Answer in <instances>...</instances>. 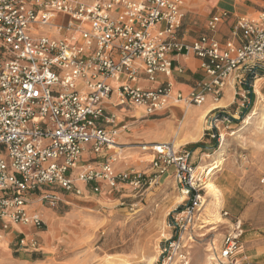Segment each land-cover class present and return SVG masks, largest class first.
Here are the masks:
<instances>
[{
    "label": "built area",
    "instance_id": "1",
    "mask_svg": "<svg viewBox=\"0 0 264 264\" xmlns=\"http://www.w3.org/2000/svg\"><path fill=\"white\" fill-rule=\"evenodd\" d=\"M182 8L183 0H0V243L10 226H46L28 210L33 200L55 207L65 194L84 196L85 188L92 194L103 186L138 191L173 168L182 208L171 213L174 235L162 254L166 263L187 258L200 227L209 168L196 165L188 148L155 142L140 145L152 156V177L117 170L118 157L108 151L127 124L113 126L115 115L105 103L115 93L117 106L154 115L171 97L184 106L200 105L208 97L220 99L231 80L254 85L264 76V11L236 15L223 42L211 33L229 13L213 14L207 32L188 41L179 34ZM176 55L198 58L205 74L187 94L174 93L168 79L184 72ZM246 93L236 92L244 100ZM88 153L101 159L80 164ZM232 225L218 245L210 241L211 260L219 264H230L242 251L240 221ZM17 246L42 250L37 238L26 235Z\"/></svg>",
    "mask_w": 264,
    "mask_h": 264
},
{
    "label": "rangeland",
    "instance_id": "2",
    "mask_svg": "<svg viewBox=\"0 0 264 264\" xmlns=\"http://www.w3.org/2000/svg\"><path fill=\"white\" fill-rule=\"evenodd\" d=\"M243 89L245 100L235 94L233 103L220 109L223 116H206L204 127L209 118L211 126L204 129L202 146L192 155L201 169L216 162L207 184H214L218 196L207 186L200 227L194 229L185 260L166 263L162 254L174 235L171 213L182 205L173 168H168L138 191L125 186L118 193L104 189L88 197L65 194L55 207L40 203L51 218L43 217L46 226L39 230L45 236L39 264H219L211 260L210 241L218 245L239 221L242 251L230 264H264V76L260 74L254 85L237 86V93ZM113 150L127 164L117 170L130 166L153 176L150 151L138 149L131 160L130 150Z\"/></svg>",
    "mask_w": 264,
    "mask_h": 264
},
{
    "label": "crops",
    "instance_id": "3",
    "mask_svg": "<svg viewBox=\"0 0 264 264\" xmlns=\"http://www.w3.org/2000/svg\"><path fill=\"white\" fill-rule=\"evenodd\" d=\"M182 9L184 15L188 16L184 18L179 34L188 41L207 32L206 22L211 15L227 11L229 18L222 20L217 30L211 33L216 40L223 42L230 37L234 17L236 15L251 17L257 15L258 12L264 11V0H183ZM174 59L176 63L184 68V72L175 74L168 79L173 83L174 93L187 94L199 80L205 78V74L200 68L199 59L192 55H176ZM159 79L163 80L165 77L160 75ZM140 84L154 86L156 82L142 80ZM237 86L234 80L229 81L220 99L223 102L221 106L216 105L217 102H213L210 97L203 104H192L189 106H184L174 101L171 97L167 106L154 115H147L142 108L136 106H117L116 95L112 93L105 103V110L108 114L113 113L115 115L113 126L118 127L123 123L127 124V128L118 133L117 146L114 149L130 150L132 160V155H136L139 152L138 149H140L141 144L168 141L178 142V148H188L193 155L200 148L193 149V145L200 143L204 129H208L207 124L204 127L206 116L215 110L231 105L237 92ZM126 144L130 145L123 146ZM112 152H115L118 157L115 162V168L124 166L126 163L121 161V155H118V152L114 150L108 151V153ZM100 159L88 153L83 155L80 164H95ZM131 160H129L130 165L134 164L130 162ZM139 161L143 160L139 159ZM129 169L130 166L123 170ZM104 189L110 191L106 186L102 187V191ZM85 191L86 194L82 197H88L92 194L86 188ZM112 192L118 193L119 191ZM40 203L37 200H33L28 204L27 208L29 211L38 212L42 218H49V211L42 207ZM3 223L4 221L0 220V230ZM22 235H26L28 238H37L40 246L41 241H45L43 231L27 225L10 226L8 230L4 231L3 240L0 243V264H39L40 257L38 252H27L18 248L17 242Z\"/></svg>",
    "mask_w": 264,
    "mask_h": 264
},
{
    "label": "bare ground",
    "instance_id": "4",
    "mask_svg": "<svg viewBox=\"0 0 264 264\" xmlns=\"http://www.w3.org/2000/svg\"><path fill=\"white\" fill-rule=\"evenodd\" d=\"M255 92H256V94H260V91H259V89L257 88V87H255ZM221 99V98H220ZM220 99H218L217 101H213V102H217L216 103V105H223V102L220 100ZM220 100V101H219ZM219 101V102H218ZM253 113H255V112H253ZM175 145H178V142H175ZM117 145H115V146H112L111 148H112V150L116 147ZM218 158V157H217ZM214 163H216V162H214ZM214 163H213V165L210 167V169L208 170V175L217 167L216 165H214ZM214 184H212V183H208L207 184V186H209L211 189H212V192H213V195L215 196V197H217L218 196V194L216 193V188L213 186ZM219 193V192H218ZM181 200H182V197L180 198L179 197V199H178V201H180L181 202ZM216 214V213H215ZM218 219V218H217ZM212 222H210L209 223V221H207V224H211ZM212 228H214V227H212ZM72 230V229H71Z\"/></svg>",
    "mask_w": 264,
    "mask_h": 264
},
{
    "label": "trees",
    "instance_id": "5",
    "mask_svg": "<svg viewBox=\"0 0 264 264\" xmlns=\"http://www.w3.org/2000/svg\"><path fill=\"white\" fill-rule=\"evenodd\" d=\"M214 112H218L219 113V115H221V116H223V112H222V110H220V109H218V110H215ZM202 146V144H201V142L200 143H196V144H194L193 145V149L194 148H197V147H201ZM182 208V206H178L177 208H176V210H180ZM34 255V257H36V255L35 254H33Z\"/></svg>",
    "mask_w": 264,
    "mask_h": 264
}]
</instances>
